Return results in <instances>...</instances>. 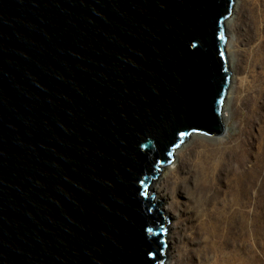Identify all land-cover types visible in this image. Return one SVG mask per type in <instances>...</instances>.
<instances>
[{
    "label": "water",
    "instance_id": "1",
    "mask_svg": "<svg viewBox=\"0 0 264 264\" xmlns=\"http://www.w3.org/2000/svg\"><path fill=\"white\" fill-rule=\"evenodd\" d=\"M234 0H0V264H163L152 182L224 134Z\"/></svg>",
    "mask_w": 264,
    "mask_h": 264
},
{
    "label": "rangeland",
    "instance_id": "2",
    "mask_svg": "<svg viewBox=\"0 0 264 264\" xmlns=\"http://www.w3.org/2000/svg\"><path fill=\"white\" fill-rule=\"evenodd\" d=\"M233 13L226 50H235L228 87L234 99L225 98L223 103L226 133L219 137L191 134L175 150H179L177 157L174 151L172 163L164 167L173 168L170 176L155 185L165 200L159 201H167L163 264L168 259V264H198L204 229L232 243L223 250L228 258L235 252L234 239L240 232L248 235L242 222L253 227L255 264H264V64L258 70L262 79L256 94L239 90L253 75L247 55L258 35L264 45V0H236ZM225 201L230 209H222ZM231 213L241 217L238 228L227 225Z\"/></svg>",
    "mask_w": 264,
    "mask_h": 264
},
{
    "label": "bare ground",
    "instance_id": "3",
    "mask_svg": "<svg viewBox=\"0 0 264 264\" xmlns=\"http://www.w3.org/2000/svg\"><path fill=\"white\" fill-rule=\"evenodd\" d=\"M249 3V1H246ZM236 0H234V6H233V11L232 14L229 18L224 23V28H225V34L226 32L230 30L232 25L234 24V7H235ZM256 28H258L259 20L256 19ZM227 32V33H228ZM259 36V35H258ZM257 36V42L254 44V48L252 52L247 55L249 58V72L252 71L253 75L251 77V74L249 73L251 80L248 82H245V85L241 84L239 86V90H242L244 88V91L249 95V94H256V89L258 90V83L260 82V79H262V74H259V69H262L263 64H264V45L263 42L258 38ZM235 50L234 49H227L226 50V57H227V63L228 67L229 64L232 65L233 62L235 61ZM234 60V61H233ZM233 67V66H232ZM226 98L228 99H234V96L232 95V88L227 90ZM223 115V108L221 111V121L224 126V133H226V124H225V119ZM175 151V150H174ZM179 150L174 152V157H177ZM173 168L167 167L164 168L160 173L159 177L157 180H154L150 186L149 190V195H155L154 201L157 202L159 200L165 201L163 197L158 193V190L156 189L155 185L159 182H161L162 179L165 177H169ZM197 193V190H195ZM165 204H162V206L159 208L163 214L168 215V212L166 210V205L167 201L164 202ZM222 209L227 210L230 209L229 204L225 201L222 204ZM233 215L234 217H231ZM229 214L226 218H228L230 221L227 224L229 228L237 227L240 222V215H236L231 213ZM236 215V216H235ZM242 224L245 226V229L247 230L248 235L244 237L243 233L240 232V234L234 239L235 245L234 249L235 252L234 254L229 256L227 258L226 254L223 252V250H226L228 246H232V243H229L227 240L226 242L224 239L222 241L219 240L217 233H214L212 231H208L207 229H204L200 234H201V245L200 250H199V260L198 264H255V252H254V243H255V238H254V231L252 224L248 225V223L245 222V224L242 222ZM167 244V242H166ZM167 255V251H166ZM169 261L166 260L164 264H168L167 262Z\"/></svg>",
    "mask_w": 264,
    "mask_h": 264
}]
</instances>
